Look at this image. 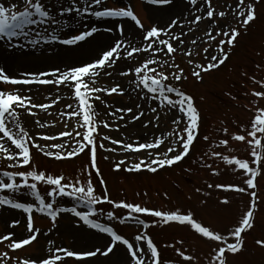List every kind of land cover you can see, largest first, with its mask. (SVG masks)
Wrapping results in <instances>:
<instances>
[{
    "label": "snow or ice",
    "instance_id": "1",
    "mask_svg": "<svg viewBox=\"0 0 264 264\" xmlns=\"http://www.w3.org/2000/svg\"><path fill=\"white\" fill-rule=\"evenodd\" d=\"M262 2L264 0H253L251 3L238 0L236 5H224L218 10L214 0H185L184 10L176 18L171 19L163 28L155 25L150 29L145 28L131 7H106V0H83V6H77V0H71L67 7L61 0H22V7L19 4L5 6L4 3H0V41L5 42L6 51L14 52L24 46L35 49L42 44L47 46L57 44L68 48L81 45L89 38L96 37L100 32L99 26L90 25L87 30L78 33H66L65 30L71 28L68 21L85 16L95 18L97 21L105 18L123 19L125 22H133L140 31L137 43L125 35L122 24H116L115 28L105 26V33L118 32L113 43L101 49L90 61L72 65L67 69L22 73L20 78H10L4 68L0 67V83L23 86L16 88L15 91L0 89V158L8 162L9 169L0 172V193H4L0 195V211L9 209L24 214L28 234L21 239H14L16 235L14 232L5 234L0 237V243L9 241L8 249L17 252L37 241L40 229L35 227L34 214L49 218L54 226L61 218L74 217L76 218L74 231L91 230L104 238L103 245L94 246V250L87 251L65 247L53 248L54 242L49 241L47 249L49 255L40 259L17 258L16 264H64L69 259L86 262L98 256L106 258L110 254L114 256L117 250L124 253L118 264H164L161 252L148 234V230L173 225L190 228L209 244L211 252L207 264H228L229 256L235 257L244 250L245 235L254 228L258 210V178L264 173V108L257 104V112L250 127H241L239 132L231 134L228 127H223L222 138L212 145L213 149H224L232 153L234 151L232 143L245 144L250 149L251 160L226 155L216 150L206 151L200 157L199 164L202 168L213 169V164L207 163L204 159L207 157L222 162L225 170H230L232 174L243 173L245 186L207 184L208 189L224 193L234 192L251 198L250 206L243 212L237 224L226 230L205 226L194 218L191 210L186 213L179 208L165 211L149 208L141 203L128 202L126 199L119 201L112 199L107 182L98 166V150L115 153L117 149L107 147L104 143L107 141L122 149L123 154H144V158L138 163L130 165L127 160L120 159L113 168L116 172L123 168L128 173L157 174L161 170L178 167L186 159H191L200 137L202 114L194 96L184 91L181 86L189 77L180 64L175 62V57L177 54L186 55L189 58L187 63L192 69L191 76L202 83L206 74L220 70L229 61L242 31L246 34L259 20L257 5ZM146 3L155 6L173 5L175 0H146ZM185 11L187 15H184ZM232 17L235 18V26L231 22ZM202 25L204 37L207 39L202 37L201 41H198L192 34L198 33ZM61 34H64L65 38H61ZM69 35L70 38H66ZM186 37L191 39V45L197 47L195 53L190 47H186L188 44ZM216 41L218 46L213 49L212 45ZM201 42L208 45L203 48L206 64L195 62ZM210 49L214 54L209 55ZM118 62L125 63V68L119 69ZM256 67L261 68L259 64ZM105 77L111 78L114 83L111 86L107 83L101 84ZM117 77L129 78V87L117 81ZM251 79L254 85L258 84L264 89V80L258 81L254 76ZM171 81L175 83H170ZM33 87L55 88L57 95L47 96L46 99L49 101L47 103H37L35 97L31 95ZM64 90L70 94L67 98L73 101L65 105V111L59 112L60 123L64 125L65 130L59 134L42 133L33 136L26 128L22 116L38 117L40 112L52 116L50 110L65 99L62 95ZM133 94L138 101L134 107H114L110 100L105 99L125 95L132 99ZM251 95L256 97L257 101L264 99V91H253ZM97 102L109 109L107 116L112 118V123L116 124L115 128L108 120L99 119L101 113L97 109ZM145 104L148 105L147 109L144 107ZM149 111L154 116L144 122L142 118ZM162 114L165 117H172V128L166 134L154 136L150 142H140L139 139L130 142L127 137L116 139L107 134L101 135V128L119 132L121 128L135 126L138 121L145 129L153 122L159 128ZM120 121L124 123L121 125L118 123ZM34 123L42 130L56 127L55 123H46L39 118L35 119ZM38 140L59 142L41 144L37 142ZM203 140L211 142L207 135ZM162 146L166 150H161ZM33 149L56 161L75 159L89 153L90 165L75 177L48 174L34 165ZM93 172L95 177L99 178V185L102 188L99 194ZM211 174L219 177L221 171L213 170ZM41 185L48 187L46 194L41 193ZM200 191L201 189H196V192ZM22 193L28 194L32 198L31 201L21 200ZM144 195L147 196V193ZM165 197L167 198V193ZM64 198L75 201L76 206H61L60 201ZM230 204L231 200L227 196L219 199V205L225 208ZM80 205L86 206L88 211L78 210ZM103 206H110V210ZM117 211H121V214L117 215ZM146 218H152L151 222ZM113 222L135 226L138 229L137 234L130 241L115 230ZM19 224L20 221L16 220L9 226L15 228ZM255 243L264 249V239H258ZM164 247L175 245L166 244ZM176 255L189 264L196 259L180 249H176ZM0 259H3L4 264H8L11 257L6 251L0 255Z\"/></svg>",
    "mask_w": 264,
    "mask_h": 264
},
{
    "label": "rangeland",
    "instance_id": "2",
    "mask_svg": "<svg viewBox=\"0 0 264 264\" xmlns=\"http://www.w3.org/2000/svg\"><path fill=\"white\" fill-rule=\"evenodd\" d=\"M176 1L185 2V0ZM61 2L67 7L68 4L71 3V0H61ZM246 2L251 3L253 0H246ZM0 3H4L5 6L19 4L22 7V0H0ZM237 3L238 0H214V5L218 10L224 5H236ZM77 6H83V0H77ZM105 6L110 8L131 7L146 29H150L155 25H159L163 28L171 20L169 18L166 19V21L163 20L162 23L161 21L154 22L147 14V7L158 9L165 8L169 5H149L146 3V0H106ZM257 9L259 20L250 27L246 34L242 31L237 47L232 50L229 61L226 62V65L222 66L220 70L211 74H206L202 83L197 82V80L191 76L192 69L187 63L189 58L186 55L177 54L175 57V62L180 64L185 74L189 77L182 82L181 86L184 91L194 96L202 114L203 122L200 137L198 138V143L195 145L194 152L191 154V159H186V161L182 162L178 167L164 169L157 174L147 172L138 174L128 173L124 171L123 168L121 171L116 172L113 171V168L120 159L127 160L130 165L132 163H138L141 158H144V154H123L122 149L118 146L111 145L107 141H104L107 147H115L117 149L115 153H107L102 149L98 150V166L101 169L104 180L107 182L112 199L117 201L126 199L128 202L141 203L146 207L163 209L165 211L179 208L186 213L188 210H191L194 213V218L197 219L198 222H202L205 226H211L217 230H226V228L237 224L243 212L250 206V196L208 189L207 184L223 183L245 186L243 173L232 174L230 170H225V165L222 162L213 161L205 157L204 159L207 163L213 164V169L209 170L200 167L199 161L203 153L213 150L221 151L226 155H236L241 159L251 160L250 149H248L245 144L232 143L231 147L234 150L232 153H228L224 149H213L212 145L222 138L223 134L221 129L223 127H228L230 134L239 132L241 127H250L251 121L257 112V104L259 107L264 108V99L257 101V98L251 95L253 91H264L258 84L254 85L251 79L254 76L258 81L264 80V2L257 5ZM224 10L227 11L228 9L224 8ZM88 18L90 17L85 16L83 18H78L79 20L73 18L70 20L73 22V28L66 29L65 32L78 33L87 30L88 26L83 25V22ZM230 19L233 26H235V18L232 17ZM222 23L225 22L222 21ZM133 27L137 29L135 25H133ZM192 35L198 41H201L202 37L207 39L204 37L203 25L200 27L198 33ZM61 38H65V35L61 34ZM66 38H70V35ZM185 39L188 41L186 47H190L195 53L197 47L191 45V39L189 37ZM16 43L24 42L16 41ZM0 46H4L5 48V42L0 41ZM52 46L53 45L47 46L42 44L35 49L24 46L20 50L14 52L8 50L7 52H10L8 55L13 57L22 54L26 56H41L38 53L46 51L52 48ZM217 46L218 41L213 43L212 48L214 49ZM205 47H208V45L201 42L199 45V55L195 56L196 63H207L203 52V48ZM4 51L6 50H1V53L4 54ZM211 54L214 53L210 49L209 55ZM86 61L88 60H77L67 64L61 69H67L72 65ZM258 64L261 66L260 69L256 67ZM49 65L50 64L32 67L25 63L16 62L13 64L12 69L4 68V70L10 78H20L22 73L47 71L48 68H59L62 64L51 65L50 67ZM118 68L124 69L125 63L118 62ZM245 73L247 75H245ZM128 79L129 78L117 77V81L122 82L125 87H129ZM104 83L111 86L114 81H112L111 78L105 77L104 80L101 81V84ZM170 83L174 84L175 82L171 81ZM18 87L23 86H12L0 83V89L5 91H15ZM31 95L35 97V102L47 103L49 101L46 97H55L57 95V90L55 88L40 89L33 87ZM62 95L65 99L62 100L56 108L50 110L53 113L52 116H48L43 112H40L38 117L22 116L26 128L33 136H38L42 133L59 134L61 131L65 130L64 125L60 123L59 112L65 111V105L73 103V101L67 98L70 95L67 90H64ZM233 97H235V99H233ZM105 99L110 100L114 107H134L135 103L138 102L134 94L132 95V99H129V95H125L124 97H105ZM139 102L143 103L142 101ZM144 107L147 109L148 105L145 104ZM97 109L101 113L99 119L101 121L108 120L110 125L115 128L116 124H113L112 118L107 116L109 109L100 105L99 102H97ZM153 116L154 114L149 111L142 120L147 122L149 119H152ZM37 118L42 119V121L46 123H55L56 127L46 130L39 129L34 123ZM171 119V116L165 117L162 114L159 128H157L155 122H153V124L145 129L143 124L138 121L135 126L129 125L128 129L121 128L119 132L109 131L103 128H101L100 131L101 135L107 134L116 139H124L127 137L130 142L136 139H139L140 142H150L154 136L166 134L171 130ZM118 123L122 125L124 122L120 121ZM205 135L210 137V143L203 140ZM37 142L46 144L58 143L59 141L44 142L38 140ZM161 150L166 149L162 146ZM33 152L34 165L37 166L40 171H46L48 174L57 176L63 174L65 176L75 177L82 169L90 165L89 153L82 154L75 159L56 161L43 156L36 149H33ZM106 156L108 159H105ZM7 163V161L0 158V172L9 170L7 168ZM186 169H190V171H186ZM213 170L221 171V176H213L211 174ZM93 179L99 194L102 192V188L99 185V178L95 177L94 172ZM258 183L259 204L254 228L245 235L244 250L235 257L229 256L228 264H264V249L259 248L255 243L258 239H264V173L258 178ZM197 188L201 189L199 193L196 192ZM40 190L42 194H46L48 187L41 185ZM138 193L139 195H137ZM144 193H147V196H145ZM165 193H167V198L165 197ZM208 193H210V195H208ZM0 195H4V193H0ZM225 196L229 197L231 200V204L227 208L219 205V199ZM20 199L31 201L32 198L28 194L22 193L20 194ZM203 201H207V203H203ZM60 204L66 207L76 206V202L68 198L62 199ZM103 207L106 210H110V206ZM78 210L88 211L87 207L84 205H80ZM120 214L121 211H117V215ZM45 219L50 221L47 217L34 214L35 227L40 229V235L37 241L33 242L32 245L27 246L25 249L12 252L7 247L8 243H10L9 241L0 243V255L7 251L11 257L8 264L16 263L17 258L40 259L46 257L49 255L47 251L49 241L54 242L52 244L53 248L65 247L76 251L94 250V245H85L79 240L81 235L79 233H82V231L73 230L75 228L76 218H61L57 221L55 226L51 221L49 222ZM146 219L151 222L152 218ZM16 220H19L20 224L15 228L10 227L9 225ZM113 226L119 234L125 236L130 241L138 231L135 226L130 224L119 225L113 222ZM84 231L93 233L91 230ZM13 232L16 234L14 239H21L28 235L26 233V216L15 210L4 209L0 211V237ZM46 232L48 235H45ZM148 234L159 248L164 264H168V262H173V264H189V262L183 261L182 258L176 255V249L186 251V254L194 256L196 259L192 264H207L211 248L206 241L200 238L190 228L177 225L165 227L158 226L150 228ZM75 237H78L77 241H75ZM181 241L183 242L182 244L180 243ZM166 244L175 245V247H164ZM120 254L121 257H124V253L117 250L116 255L119 256ZM116 255L113 256L110 254L108 258L98 256L90 258L86 262H77L69 259L64 262V264H118V262H115ZM0 264H4L3 259H0Z\"/></svg>",
    "mask_w": 264,
    "mask_h": 264
},
{
    "label": "bare ground",
    "instance_id": "3",
    "mask_svg": "<svg viewBox=\"0 0 264 264\" xmlns=\"http://www.w3.org/2000/svg\"><path fill=\"white\" fill-rule=\"evenodd\" d=\"M184 3L183 1H176L173 5H169L165 8H149L147 7V14L149 18L153 19L154 22H159L166 19H173L176 18L182 10H184ZM184 15H187V12H184ZM172 16V17H171ZM78 19V18H77ZM79 20V19H78ZM170 22V21H169ZM68 23L71 24V28L73 22L69 21ZM85 26L95 25L99 26L100 32L96 35L95 38H89L85 42H82L81 45L68 48L64 47L62 45L53 44L52 48L40 52L41 56H26V55H20V56H11L8 55L10 52L4 51V54L1 53V50H5L4 46H0V65L3 68L12 69L14 63H25L32 67H37V65H58L62 64L61 67H65L67 64L77 61V60H88L90 61L93 59L97 53L101 51V49L108 47L111 45L118 35V32H111V33H105L104 27L105 26H111L114 27L116 24H122L124 26L125 35L132 40H135L137 43L140 39V31L135 29L131 22H125L123 19H111V18H105L104 20L97 21L95 18H88L84 20L83 22ZM186 30V28H185ZM174 31H180L179 29H174ZM44 54V55H43ZM16 68V67H15ZM31 68V67H29ZM56 68H48L47 71L55 70ZM80 238L79 240L82 241L85 245H94L99 246L101 244H104V238L100 234H94L90 231H82V233H79ZM83 234V235H82ZM78 240V237H75V241ZM123 257H121V254L118 256H115V262H118L122 260Z\"/></svg>",
    "mask_w": 264,
    "mask_h": 264
}]
</instances>
